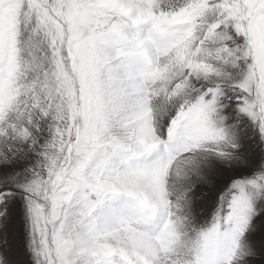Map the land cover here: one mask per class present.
I'll return each mask as SVG.
<instances>
[{"label": "snow or ice", "instance_id": "6c2138e0", "mask_svg": "<svg viewBox=\"0 0 264 264\" xmlns=\"http://www.w3.org/2000/svg\"><path fill=\"white\" fill-rule=\"evenodd\" d=\"M264 264V0H0V264Z\"/></svg>", "mask_w": 264, "mask_h": 264}, {"label": "rangeland", "instance_id": "374dc122", "mask_svg": "<svg viewBox=\"0 0 264 264\" xmlns=\"http://www.w3.org/2000/svg\"><path fill=\"white\" fill-rule=\"evenodd\" d=\"M10 242L13 247L15 258L21 261V264H23L25 258L20 250L21 240L18 229L13 230V235L10 237Z\"/></svg>", "mask_w": 264, "mask_h": 264}]
</instances>
